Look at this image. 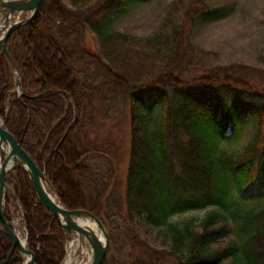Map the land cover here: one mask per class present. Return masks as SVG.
Here are the masks:
<instances>
[{"label":"trees","instance_id":"16d2710c","mask_svg":"<svg viewBox=\"0 0 264 264\" xmlns=\"http://www.w3.org/2000/svg\"><path fill=\"white\" fill-rule=\"evenodd\" d=\"M120 3L69 0L66 7L60 0H42L34 18L7 41L23 95L14 90L13 68L0 56V120L39 166L62 206L86 209L103 223L98 196H87L80 185L85 164L75 139L89 123L86 104L92 90L126 94L128 218L136 215L157 227L177 212L213 205L198 231L168 224L176 264H264V207L243 217L240 243L232 239L215 246L229 233L226 213L235 203L231 183L238 199L259 197L264 190V87L253 83L264 84V70L218 61L214 52L191 41L182 24L141 39L104 34V23ZM225 10L202 4L185 13L192 26L221 18ZM85 28L97 35L98 52L81 46ZM89 68L102 78L94 88L76 78ZM248 121L254 124L253 138L227 155L219 145ZM6 179L20 199L34 264H61L67 234L34 197L21 168ZM5 200L10 221L11 198ZM10 247L0 231V260ZM20 261L14 250L7 264Z\"/></svg>","mask_w":264,"mask_h":264},{"label":"rangeland","instance_id":"374dc122","mask_svg":"<svg viewBox=\"0 0 264 264\" xmlns=\"http://www.w3.org/2000/svg\"><path fill=\"white\" fill-rule=\"evenodd\" d=\"M60 1L62 5L70 7L69 0ZM202 4L223 7L229 12L211 21H196L191 26L188 14L185 13L186 8L190 10ZM263 15L264 0H121L104 23L102 32H117L141 39L159 30L167 32L172 26L182 24L185 30H189L191 41L204 50L214 52L218 61L246 65L249 70L258 72L264 70ZM82 36L81 46L92 53L99 51L94 32L85 28ZM12 71L16 77L14 69ZM76 78L93 88L102 79L92 68L77 73ZM253 83L255 87H264L258 81L253 80ZM116 92L92 90L90 101L86 104L89 123L75 139L85 164L79 177L82 190L87 196L99 198L104 221L101 223L108 237L104 260L106 264H176V258L171 254L174 249L168 224L198 231L199 221L215 210V207L209 205L177 212L167 218V225L157 227L145 224L136 215L128 218L124 191L131 130L129 100L126 94ZM253 133L254 124L250 121L237 125L219 147L227 155H234L247 146ZM230 189L235 203L226 213L229 233L215 246H221L232 239L240 243L244 237L241 231L243 217L264 207V190L259 197L238 199L232 183ZM7 210L15 223L19 221L14 226L20 231V237L24 238L25 221L21 210L17 206L13 208L10 202ZM64 250L66 254L62 264L66 258L73 264L85 261L91 255L87 242L84 238L78 239L76 233L67 234Z\"/></svg>","mask_w":264,"mask_h":264},{"label":"water","instance_id":"95a60500","mask_svg":"<svg viewBox=\"0 0 264 264\" xmlns=\"http://www.w3.org/2000/svg\"><path fill=\"white\" fill-rule=\"evenodd\" d=\"M42 0H0V56H3L16 74L14 79L18 95L22 92L20 81V71L12 59L7 49V41L10 34L20 27L29 23L36 15L39 4ZM36 96V95H34ZM13 164H10V162ZM21 168L27 175L30 188L37 201L45 208L50 216L56 220L67 234L76 233L78 239L84 238L87 242L91 255L87 264H102L104 261L108 237L105 227H103L100 219L86 209H67L62 206L56 197L53 188L48 179L44 176L39 166L27 154L18 141L13 139L0 121V221L2 227L0 231L4 232L11 242V247L5 259L0 260V264H7L14 250H18L21 254L20 264H34L31 252H28L26 243L20 242V237L13 231L10 222L5 216L4 204L5 197L10 194L13 199L18 202L20 210L23 211L21 203L14 189L8 184L6 174L15 175L16 169ZM42 183H46L56 197V200L47 196L42 187ZM89 220L94 223L95 230H92L83 220Z\"/></svg>","mask_w":264,"mask_h":264},{"label":"bare ground","instance_id":"6f19581e","mask_svg":"<svg viewBox=\"0 0 264 264\" xmlns=\"http://www.w3.org/2000/svg\"><path fill=\"white\" fill-rule=\"evenodd\" d=\"M10 164H13V162L11 161ZM42 187L44 189V191L47 193V196L51 197V199L56 200V197H54L53 192L51 191L50 187H48L46 185V183H42ZM89 227H91L92 230H95L96 227H94V223L85 219L83 220ZM20 242H22V244H24L23 239L20 238ZM80 249V248H79ZM88 253V252H87ZM74 254V253H73ZM71 260V259H70ZM84 260V259H83ZM89 262V256L86 257L85 261H81V262H75L73 264H87ZM66 264H71L69 263V261L66 260Z\"/></svg>","mask_w":264,"mask_h":264},{"label":"flooded vegetation","instance_id":"af4514ba","mask_svg":"<svg viewBox=\"0 0 264 264\" xmlns=\"http://www.w3.org/2000/svg\"><path fill=\"white\" fill-rule=\"evenodd\" d=\"M9 174H11V173H7L6 175H9ZM12 175V174H11ZM15 175H16V173H15ZM15 175H13V176H15ZM6 178V177H5ZM7 180V179H6ZM8 182V181H7ZM8 184L11 186V188L13 189V183H10V182H8ZM14 191H15V189H14ZM11 198V200H10V203H13V208H14V206H17V207H19V205H18V202L15 200V199H13L12 197H11V195L10 194H7V196L5 197V199L6 198ZM4 199V200H5ZM19 202H20V199H19ZM5 203H6V200H5ZM4 208H5V205H4ZM10 222H11V227H12V229H13V231H15L14 230V228H13V224H12V218H11V220H10ZM24 231H26V227L24 226ZM20 233H18L17 232V235L20 237V235H19ZM27 235H26V237L23 239V241H24V243H26V247H27ZM20 256H21V254H20ZM21 262V261H20Z\"/></svg>","mask_w":264,"mask_h":264},{"label":"built area","instance_id":"2783aa9c","mask_svg":"<svg viewBox=\"0 0 264 264\" xmlns=\"http://www.w3.org/2000/svg\"><path fill=\"white\" fill-rule=\"evenodd\" d=\"M12 224H13V228H14V230L16 231V232H18V233H20V231H17V229H15V224H19V221L18 220H16V223H15V221H13V219H12ZM65 254H66V250H65ZM65 256V255H64ZM66 260L68 261V258H66L65 259V263L64 264H66Z\"/></svg>","mask_w":264,"mask_h":264}]
</instances>
